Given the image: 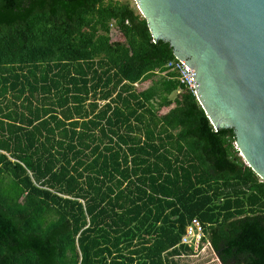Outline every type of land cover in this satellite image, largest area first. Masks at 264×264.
Returning <instances> with one entry per match:
<instances>
[{"label":"trees","instance_id":"16d2710c","mask_svg":"<svg viewBox=\"0 0 264 264\" xmlns=\"http://www.w3.org/2000/svg\"><path fill=\"white\" fill-rule=\"evenodd\" d=\"M133 1L0 0V264H181L195 218L264 264V181Z\"/></svg>","mask_w":264,"mask_h":264},{"label":"water","instance_id":"95a60500","mask_svg":"<svg viewBox=\"0 0 264 264\" xmlns=\"http://www.w3.org/2000/svg\"><path fill=\"white\" fill-rule=\"evenodd\" d=\"M135 3L154 42L168 43L194 70L197 100L216 131H234L240 155L264 181V0Z\"/></svg>","mask_w":264,"mask_h":264},{"label":"built area","instance_id":"2783aa9c","mask_svg":"<svg viewBox=\"0 0 264 264\" xmlns=\"http://www.w3.org/2000/svg\"><path fill=\"white\" fill-rule=\"evenodd\" d=\"M166 70H168V72L176 73L180 84L186 87L191 93H193V95L196 96L197 91L191 78L194 70L187 67L181 60H178L177 58H175L173 61H170L166 65ZM205 237L206 235L203 224L199 219H193L187 225L185 234L181 239V243L177 246H188L189 248L193 249V253L190 255H180L179 257H176V260L190 256L197 258L206 253L207 250L212 249L211 242L208 239L205 240Z\"/></svg>","mask_w":264,"mask_h":264},{"label":"rangeland","instance_id":"374dc122","mask_svg":"<svg viewBox=\"0 0 264 264\" xmlns=\"http://www.w3.org/2000/svg\"><path fill=\"white\" fill-rule=\"evenodd\" d=\"M134 1L132 5L137 8V5L136 3H134ZM177 260H179L181 264H221L218 260L217 254L212 249L207 250L206 253L197 258L190 256Z\"/></svg>","mask_w":264,"mask_h":264},{"label":"crops","instance_id":"0c3cea01","mask_svg":"<svg viewBox=\"0 0 264 264\" xmlns=\"http://www.w3.org/2000/svg\"><path fill=\"white\" fill-rule=\"evenodd\" d=\"M218 256V255H217ZM218 260H219V258H218ZM220 262V261H219ZM221 263V262H220Z\"/></svg>","mask_w":264,"mask_h":264}]
</instances>
